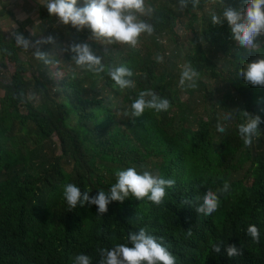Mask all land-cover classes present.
<instances>
[{"label": "trees", "instance_id": "trees-1", "mask_svg": "<svg viewBox=\"0 0 264 264\" xmlns=\"http://www.w3.org/2000/svg\"><path fill=\"white\" fill-rule=\"evenodd\" d=\"M245 2L200 0L197 8L181 10L178 0H145L153 11L141 19L154 30L142 33L135 47L98 41L90 29L59 22L41 4L33 31L19 26L16 33L32 41L54 37V44L40 46L49 63L0 27V69L11 63L31 72L0 81V264H72L79 253L100 264L101 249L128 243V234L141 227L162 238L176 264H264V86L239 75L264 56V34L256 48H245L226 20L212 24L210 16ZM73 43H87L108 67L131 69L134 86L120 90L106 73L77 66L67 50ZM186 64L199 73L195 89L187 87L191 81L180 86ZM48 72L58 76L49 79ZM146 89L171 107L132 117L131 103ZM229 112L232 119L224 120ZM242 112L261 117L251 146L238 131ZM128 167L172 178L175 186L160 205L130 196L110 202L102 215L88 203L69 208L64 184L96 196ZM225 180L230 194L220 197L218 210L198 214L195 198ZM250 224L259 229L258 243L247 234ZM219 242L236 245L242 255L229 257L223 246L216 253L212 246Z\"/></svg>", "mask_w": 264, "mask_h": 264}, {"label": "clouds", "instance_id": "clouds-1", "mask_svg": "<svg viewBox=\"0 0 264 264\" xmlns=\"http://www.w3.org/2000/svg\"><path fill=\"white\" fill-rule=\"evenodd\" d=\"M78 0H46L43 3L50 15L58 17L65 25L71 24L77 30L90 29L91 36L98 41L106 43L127 44L135 47L142 33L152 34L154 28L150 23L145 22L141 17L150 15L151 8L145 6V0H84V6H77ZM181 10L191 4L192 8L200 5V0H178ZM211 23L219 24L226 20L233 38L245 48H256V38L264 34V0H246L245 6L237 10L233 7H224L221 14L215 11L210 13ZM16 45L30 49L34 48L37 59L49 63V55L40 50V46L46 43H55V38H46L32 41L21 33H12ZM74 53L73 61L79 67L86 68L94 74L106 73L114 85L120 90L134 86V81L129 79L133 72L126 66L108 67L102 63V57L94 53L87 43H73L68 49ZM157 62H162L163 57L156 56ZM239 75L246 83L252 86H264V56L247 62L240 70ZM199 73L186 64L180 75V86L184 87L186 81L188 88L197 87ZM171 107L167 98H161L151 89L141 90L131 103V116L140 117L146 109H154L156 112H166ZM244 122L238 125L239 134L245 146H251L253 138L259 135V125L262 122L259 115H251L242 112ZM224 120L232 119V113H227ZM217 131L223 133L225 127L217 123ZM116 182L109 191L99 190L96 196H89V191H81L73 183H66L62 186L63 197L70 209L76 208L79 204L85 203L98 206V213L104 214L108 211V204L112 201L123 202L128 197L136 200H147L153 204L160 205L164 201L167 189H172L176 181L172 178L154 175L150 171L138 172L134 167L118 170L115 173ZM231 185L224 181L222 187L215 191L207 189L203 197H196L199 202L196 207L198 214L211 216L220 207L221 196L230 194ZM202 201V202H200ZM138 221L143 217L135 214ZM247 234L256 243L259 242V229L250 224L247 227ZM191 236V229L187 231ZM128 243H118L111 249H101L100 264H176L175 255L156 236L148 233L146 228L141 227L138 231L128 234ZM131 244V246H129ZM229 257L242 255V249L234 244L224 245L223 242L216 243L212 250L221 252V247ZM72 264H92L91 257L84 253L75 254L72 257Z\"/></svg>", "mask_w": 264, "mask_h": 264}, {"label": "rangeland", "instance_id": "rangeland-1", "mask_svg": "<svg viewBox=\"0 0 264 264\" xmlns=\"http://www.w3.org/2000/svg\"><path fill=\"white\" fill-rule=\"evenodd\" d=\"M44 2V0H0V11L3 13L0 27L3 34L7 37H12V33H16L20 29L19 26H23V29L32 32L33 28H35V22L38 20L39 6ZM53 69L54 67H52ZM58 73H61V71L59 70ZM30 74L31 72L25 70L23 66L7 63L5 69H0V81H3L4 76L7 78L11 75H24L27 77ZM47 75L49 79L58 76L54 74L52 76L49 72ZM1 95L2 91H0Z\"/></svg>", "mask_w": 264, "mask_h": 264}]
</instances>
